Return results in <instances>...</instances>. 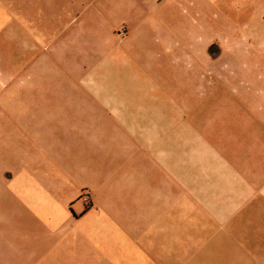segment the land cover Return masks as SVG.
<instances>
[{
  "label": "rangeland",
  "instance_id": "374dc122",
  "mask_svg": "<svg viewBox=\"0 0 264 264\" xmlns=\"http://www.w3.org/2000/svg\"><path fill=\"white\" fill-rule=\"evenodd\" d=\"M115 141L129 198L109 217ZM21 166L39 212L69 190L67 221L30 219L31 264H218L194 256L220 240L264 264V0H0V185Z\"/></svg>",
  "mask_w": 264,
  "mask_h": 264
},
{
  "label": "crops",
  "instance_id": "0c3cea01",
  "mask_svg": "<svg viewBox=\"0 0 264 264\" xmlns=\"http://www.w3.org/2000/svg\"><path fill=\"white\" fill-rule=\"evenodd\" d=\"M78 2H84L87 0H77ZM246 4L249 5V1H244ZM241 3V2H240ZM228 13V12H226ZM176 18H181L184 19L182 17H180L179 15L176 14ZM89 20H92V16H89ZM184 22H186V19H184ZM191 29V28H190ZM77 140V139H76ZM120 148L117 150V143L115 141V144H113V151L111 154V157H106V163H108L105 166H101L104 167L106 169V171H108L107 174H111L112 171H114L117 167H119L122 171L118 172V174L116 176L113 177V187H114V191H113V213H109L107 210H102L101 208V212L103 215H107V216H112V215H117L119 216V208L123 205L121 201L124 200V202L128 201L126 200L127 196H129V189L127 187H122L120 185L121 180H125L126 175H127V168L124 165L125 162V158L122 154H120ZM100 163H103L101 160L99 161ZM87 165L92 166L93 163L90 161H88ZM144 165L147 169V164H145L144 161ZM108 167H110L108 169ZM128 167V171H129V165ZM21 168H24L23 170L29 171V167L28 166H21L16 174L13 176V182H11L10 187L6 186L3 187L2 185H0V213L3 217H5L6 215H14L16 217V222L19 221V225L15 226L17 229V232L19 233V236H21V234H23L24 232V240L21 241V239H17L15 241L16 244L12 243V245L15 246V248H17V256H18V261L19 264H31V262L33 261V257L35 261L40 260L41 258L40 255L44 252V249L41 250L38 248L39 242L37 241V243L33 244V242L30 239H26V234L27 232L30 233L31 230V220L37 219L38 221H42V222H49L51 224H55L58 223L60 221H67L68 215L66 213V209L63 208V204L65 202V200L68 198V192L69 190L66 189V187L64 188L62 185L56 186V190L52 191L50 194H48L49 199L44 196L43 199L45 201H39L40 205H45L48 206L49 208L47 209H41L42 212H39L38 209L36 208V199H35V192L33 193L32 190L29 189V185H30V181H32L33 179L31 177L28 176H22L20 175L21 173ZM33 171H35V168H32ZM22 170V171H23ZM38 170V169H36ZM29 174V173H28ZM34 176V175H33ZM45 177H48V175H45ZM107 177V176H106ZM34 181H35V176L33 177ZM50 180L53 183H56L55 180H57L56 178H54L52 175H49ZM43 182H46L44 180V178H40ZM159 180H156V183H158ZM42 183V182H41ZM23 184V185H21ZM43 185V184H42ZM158 188H162V184L158 183L157 184ZM133 188V187H131ZM52 189V188H51ZM134 189H136L134 187ZM132 190V189H131ZM134 196L133 192H131V196ZM120 199V201H118L117 199ZM12 199V200H11ZM1 202L4 203L3 206H1ZM14 202L16 205H14ZM16 206V207H15ZM23 206L28 213H23V211L19 208ZM83 204L80 202H76L72 205V211L75 214H79V213H83ZM121 209V208H120ZM30 216H29V215ZM28 215V217H27ZM114 215V216H115ZM116 217V216H115ZM114 219V218H113ZM158 230L160 228L159 234L162 233V226L161 225H157ZM0 228H2V226L0 225ZM3 231H5V228H3ZM96 231V230H95ZM12 232V231H10ZM98 232V230H97ZM7 232H5L6 234ZM13 233V232H12ZM10 234V233H9ZM129 242V239L127 240ZM146 243V240H145ZM148 244V241H147ZM133 245V244H132ZM159 247V243L157 244ZM161 247V246H160ZM159 247V248H160ZM213 247L220 251V254L217 255H213V253L211 252ZM138 249V248H136ZM140 251V248L138 249ZM206 253L207 256L205 255L204 259H200L197 256H194L193 258L196 260H206L208 263L211 262H218V264H237L239 259L234 251V249L232 248V245H229V243L226 240H220L218 242H212V244H210L208 246V248L206 249ZM21 253V254H20ZM192 252H189L185 255V258L187 256H189L190 254H192ZM44 254V253H43ZM199 254V253H198ZM21 255H23L24 259L20 260ZM171 255V254H170ZM211 255V256H210ZM170 258H172L171 256H168ZM193 259V260H194ZM3 259L0 260V264L2 262ZM170 264H173V260L171 259V262L168 261ZM162 264H166L164 261L162 262ZM183 264V263H182ZM239 264V263H238Z\"/></svg>",
  "mask_w": 264,
  "mask_h": 264
}]
</instances>
